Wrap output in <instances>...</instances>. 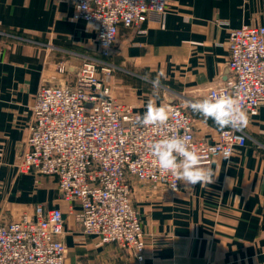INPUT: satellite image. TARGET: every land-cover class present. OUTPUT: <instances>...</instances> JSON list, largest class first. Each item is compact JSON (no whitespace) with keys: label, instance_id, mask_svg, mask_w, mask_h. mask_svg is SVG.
Returning <instances> with one entry per match:
<instances>
[{"label":"crops","instance_id":"0c3cea01","mask_svg":"<svg viewBox=\"0 0 264 264\" xmlns=\"http://www.w3.org/2000/svg\"><path fill=\"white\" fill-rule=\"evenodd\" d=\"M73 15L72 0H0V223L36 205L59 208L65 264H264V108L248 117L245 147L208 165L217 174L212 184L181 182L174 193L133 185L145 234L142 263L83 234L52 180L17 172L39 87L71 86L81 60H101L96 25ZM262 25L264 0H167L161 22L119 28L107 58L117 70L107 78L110 95L143 114L155 93L157 104L184 109L195 138L213 140L219 130L211 119L205 123L185 102L226 81L229 30ZM62 63L65 74L57 72ZM161 69L167 79L155 90Z\"/></svg>","mask_w":264,"mask_h":264},{"label":"built area","instance_id":"2783aa9c","mask_svg":"<svg viewBox=\"0 0 264 264\" xmlns=\"http://www.w3.org/2000/svg\"><path fill=\"white\" fill-rule=\"evenodd\" d=\"M72 2L74 19L96 25L102 56L110 54L119 28H133L153 18L161 22L167 12V0ZM228 51L227 79L210 88L207 95L220 91L233 94L240 89L248 117H253L264 108V25L229 30ZM112 67L104 60L86 59L76 69L71 86L39 87L25 147L15 168L19 174L52 180L62 200L71 206L83 234L95 236L101 244L116 245L142 263L145 234L133 206V185L174 193L181 183L160 173L147 145L179 134L197 148L208 166L215 159L229 161L245 147L247 135L244 129H225L213 140H198L193 121L179 105L168 108L165 127L136 125L133 107L115 101L100 76L99 70L110 77ZM66 71L64 63L57 65L58 73ZM212 147L217 151L211 152ZM225 149L231 151L227 160ZM173 184H177L175 190ZM64 225L59 208L41 205L18 220L0 223V264H65Z\"/></svg>","mask_w":264,"mask_h":264},{"label":"clouds","instance_id":"9594fccd","mask_svg":"<svg viewBox=\"0 0 264 264\" xmlns=\"http://www.w3.org/2000/svg\"><path fill=\"white\" fill-rule=\"evenodd\" d=\"M103 39V37H102ZM107 46V45H105ZM161 78L167 79L166 72L161 69L152 80L153 89L158 90ZM242 90L237 89L233 94L225 91L212 92L195 101H186L185 106L194 114L203 118L207 123L209 119L215 127L223 132L229 129L235 132L247 127L248 114L240 99ZM158 96L154 93L147 100L143 114H136L135 123L141 127H165L169 120L168 109L163 104H157ZM237 140L241 137H235ZM147 150L153 157V164L162 175H171L175 180L185 186L197 184L206 186L212 184L217 174L210 166H206L200 152L184 136L171 134L155 139L147 145ZM216 152L215 147L210 148ZM225 160L231 157V151H223ZM177 184L172 185L176 189Z\"/></svg>","mask_w":264,"mask_h":264},{"label":"rangeland","instance_id":"374dc122","mask_svg":"<svg viewBox=\"0 0 264 264\" xmlns=\"http://www.w3.org/2000/svg\"><path fill=\"white\" fill-rule=\"evenodd\" d=\"M99 53H100V56H101V60H104V61L108 62V61H107V58H108L109 55H108V56H102V55H101L102 53H101L100 51H99ZM82 62H83V61L81 60V63H82ZM81 63H80V64H81ZM108 63H109V62H108ZM111 65L113 66V64H111ZM112 68L114 69V70H113V73L117 72V70H116V68H115L114 66H113ZM99 73H100V76H104L103 78H106V81H105V82H106L107 84L110 83V82H108V81H109V79H107L108 77H106L105 75H103V74L100 72V70H99ZM113 73H112V74H113ZM108 86H110V85L108 84Z\"/></svg>","mask_w":264,"mask_h":264}]
</instances>
